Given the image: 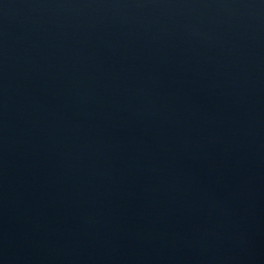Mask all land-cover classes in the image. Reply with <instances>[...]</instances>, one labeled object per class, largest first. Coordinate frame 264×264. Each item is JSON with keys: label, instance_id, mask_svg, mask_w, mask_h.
Wrapping results in <instances>:
<instances>
[{"label": "water", "instance_id": "water-1", "mask_svg": "<svg viewBox=\"0 0 264 264\" xmlns=\"http://www.w3.org/2000/svg\"><path fill=\"white\" fill-rule=\"evenodd\" d=\"M0 264H264V0H0Z\"/></svg>", "mask_w": 264, "mask_h": 264}]
</instances>
